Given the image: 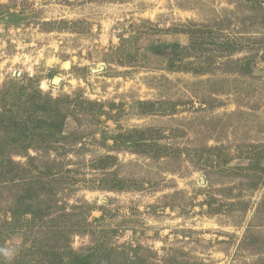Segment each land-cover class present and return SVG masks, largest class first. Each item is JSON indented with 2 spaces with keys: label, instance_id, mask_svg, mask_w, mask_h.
Returning a JSON list of instances; mask_svg holds the SVG:
<instances>
[{
  "label": "rangeland",
  "instance_id": "1",
  "mask_svg": "<svg viewBox=\"0 0 264 264\" xmlns=\"http://www.w3.org/2000/svg\"><path fill=\"white\" fill-rule=\"evenodd\" d=\"M2 150L0 264H264V0H0Z\"/></svg>",
  "mask_w": 264,
  "mask_h": 264
},
{
  "label": "trees",
  "instance_id": "2",
  "mask_svg": "<svg viewBox=\"0 0 264 264\" xmlns=\"http://www.w3.org/2000/svg\"><path fill=\"white\" fill-rule=\"evenodd\" d=\"M36 108H40V109L44 110L45 112L53 113V111L51 110V107L49 106L48 103H44V104H42V106L40 105L39 107H36ZM33 122H36L37 126L44 124L42 121H33ZM49 127H50V129H54V128H56V125L51 126V124H50ZM4 151L5 150L0 151V156L4 155ZM86 263H87L86 258H83V260H80L79 262H77V264H86Z\"/></svg>",
  "mask_w": 264,
  "mask_h": 264
},
{
  "label": "clouds",
  "instance_id": "3",
  "mask_svg": "<svg viewBox=\"0 0 264 264\" xmlns=\"http://www.w3.org/2000/svg\"><path fill=\"white\" fill-rule=\"evenodd\" d=\"M0 251H2L6 257H11L13 255V253L9 252L7 249H2Z\"/></svg>",
  "mask_w": 264,
  "mask_h": 264
}]
</instances>
